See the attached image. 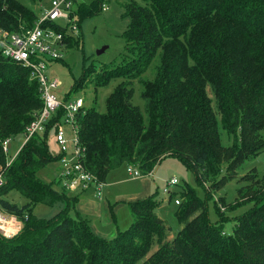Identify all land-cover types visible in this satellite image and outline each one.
Wrapping results in <instances>:
<instances>
[{"label":"trees","instance_id":"trees-1","mask_svg":"<svg viewBox=\"0 0 264 264\" xmlns=\"http://www.w3.org/2000/svg\"><path fill=\"white\" fill-rule=\"evenodd\" d=\"M116 1H122L121 15L128 18L119 57L124 60L97 68L86 66L83 58L80 76L61 99L66 102L87 86L96 92L115 82L103 113L95 108V95L75 114L81 161L104 182L122 165L146 175L161 159L175 157L192 173L203 196L189 186L182 190L183 202L174 212L181 228L171 237L170 227L157 216L156 192L127 204L133 222L125 231L113 239L97 235L76 211V195L37 176L60 159L49 152L47 140L63 109L5 167L2 142L22 135L42 100L29 72L0 55L5 179L0 210L21 224L10 238L0 233V264H264V174L253 168L239 178L242 186L230 211L251 206L236 216L223 214L204 188L217 190L232 181L264 149V0ZM103 5L99 0L79 5L78 21L103 11ZM36 19L18 0H0V28L18 32ZM80 42L79 32L65 41L67 49ZM135 82L144 114L132 103ZM220 130L231 138L229 145L221 143ZM10 191L26 203L10 202L5 198ZM208 201L216 221L209 218ZM38 204L58 210L40 218L33 213ZM228 221L234 224L231 234L223 231Z\"/></svg>","mask_w":264,"mask_h":264},{"label":"rangeland","instance_id":"rangeland-1","mask_svg":"<svg viewBox=\"0 0 264 264\" xmlns=\"http://www.w3.org/2000/svg\"><path fill=\"white\" fill-rule=\"evenodd\" d=\"M18 1L32 10L36 16L39 14L40 6L42 5V8H44L47 7L49 3V0H36L34 4H30L28 0ZM91 1L92 0H76V4L73 7V12L75 14L74 18L76 21L79 20L77 13L79 5H88ZM99 1L103 2V6L106 7L105 10L100 11L90 17H86L80 20V22L78 21V32L82 40L79 46H73L62 51V58L60 61H51L47 63L48 76L57 79L60 83V86L55 91V94L59 99H63V97L70 91L74 80L80 76L82 71L83 58L86 59V66L93 64L97 68L110 62L119 60L118 62L121 63L122 60H124L123 57H119L123 53L124 49V39L122 37V33L127 27L128 18L122 17L121 15L122 1ZM58 22L63 24L61 20H58ZM103 46H107V49L104 53L98 56L97 51L100 50ZM114 85L115 82H111L107 88L97 89L96 92L93 91V86H87L83 90L72 94L70 97L84 99L85 106H89L92 103V99L96 95L95 108L98 110V112L103 113L105 111V99L112 91ZM133 89L134 93L132 103L133 105L138 106L141 112L144 114V101L140 98L141 88L137 82L133 84ZM210 97L213 98L212 95ZM62 123H64L63 120ZM53 132V129L49 131L47 144L49 152L53 155H56L58 154L59 149L54 141ZM220 132L221 143L223 145H229L231 143V138L227 136L222 130H220ZM261 135L264 138V130L261 132ZM65 136L68 140L72 136L67 127L65 128ZM22 140V135H18L15 138L9 140L11 143V147L8 153L9 157L18 150V148L22 144ZM65 149L66 155H69L73 150L72 144L67 143ZM59 165L60 164L58 161L49 163L45 168L41 169L37 173L39 179L47 184L52 183L53 188L57 190H61L59 182L56 183L60 172ZM253 168L259 174H264V149L254 159L244 163L243 167L236 171L235 177L232 181H229L225 185L220 186L217 190L211 189L209 185L204 186V188L211 193V198L214 199L217 206H219L218 209L223 214L226 213V215L228 216L240 215L251 206V204H246L234 209L233 211H230L233 207H235L234 199L237 196L238 188L242 186V183L238 181L239 178L245 174H248ZM135 169L128 168V166L126 165H122L110 171L104 181L106 182V184H110L109 186H107L109 187V190H115L116 194L127 196L128 194L133 192L134 186L138 184V180H140L141 177H143L144 179H149V181L151 182V193L156 192L154 199L159 203L158 207H160V209L158 211L156 209V211L159 213L160 218L164 219L161 220L166 221L167 226L170 227L169 235L171 237L172 234H175V232L179 230V224L173 214L183 202L181 197L182 190H185L184 188L186 186L195 188L197 189V192L199 196H201V198L203 196L202 190L197 187L192 173L188 171L175 157L169 156L161 159V161L158 162L151 173L138 177L139 179H136V177L132 173V171ZM171 178H175L178 183L176 185H168L167 182ZM111 183L115 184L113 185ZM163 188H167L169 191L175 193L176 195L170 198L162 192ZM5 198L19 206L26 203V200L21 197L16 191L8 192V194L5 195ZM168 199L169 203H167ZM173 199H178L179 205H173ZM57 210V207H48L42 204H38L33 208V213L40 218H49L54 215ZM207 211L210 220L216 221L217 215L214 212L212 201H208ZM115 217V225L118 228V232L125 231L133 222L127 206H125L123 209H120ZM233 225L234 224L232 221L224 223V233L231 234L234 227ZM6 228L11 230V224L6 225Z\"/></svg>","mask_w":264,"mask_h":264},{"label":"built area","instance_id":"built-area-1","mask_svg":"<svg viewBox=\"0 0 264 264\" xmlns=\"http://www.w3.org/2000/svg\"><path fill=\"white\" fill-rule=\"evenodd\" d=\"M75 4L76 0H49L47 7L42 8V5L40 6L37 19L31 28L18 32H10L0 28V55L29 72L30 79L38 85L42 100L41 109L35 113L33 120L22 133L23 140L18 150L12 156H8L11 147L8 139L2 142L1 147L7 156L5 167H8L26 142L34 134L42 133L50 118L59 109H63L62 120L64 123L61 120L53 129L54 141L59 149L58 154H60L58 160L60 172L57 181L60 187L69 193L92 190L95 197L101 198L105 184L85 169L81 161L83 149L79 147L77 129L74 123L75 114L84 106V100L71 98L64 102L57 98L55 91L60 83L47 74V63L61 60V52L67 49L66 39L75 38L78 35V25L73 12ZM105 9L106 7L103 6V10ZM58 20H61L63 24L59 23ZM66 127L72 134L69 140L65 136ZM67 143H71L73 149L69 155L65 153ZM128 168L135 169L130 166ZM132 173L136 178L144 176L137 169L133 170ZM4 182L3 166L0 165V186ZM177 183L175 178H171L167 182L168 185H176ZM162 192L167 196L172 193L167 188H163ZM174 204L178 205L179 200L175 199ZM8 224H11V230L6 228ZM20 227L21 224L14 216L0 210V233L4 237L14 236Z\"/></svg>","mask_w":264,"mask_h":264},{"label":"crops","instance_id":"crops-1","mask_svg":"<svg viewBox=\"0 0 264 264\" xmlns=\"http://www.w3.org/2000/svg\"><path fill=\"white\" fill-rule=\"evenodd\" d=\"M104 184L105 185L103 187L104 189L102 191L101 198L95 197L94 192L92 190L69 194L77 196L75 209L82 217H84L88 221L89 225L91 226V229L97 235L103 238L113 239L117 236L118 233V228L115 225V215H117L120 209H123L125 206H127L129 202L150 196L152 194L150 187L151 182L149 181V179H144L143 177H141L140 180H138V184L134 186L133 192L128 194L127 196L116 194L115 190L111 191L109 190V187H107L110 184H106L105 181ZM111 184L114 185L115 183ZM168 201L169 199L167 200V203H169ZM159 209L160 207L157 208V211ZM157 211V216L160 218V215ZM180 228L181 225L179 224V229Z\"/></svg>","mask_w":264,"mask_h":264},{"label":"water","instance_id":"water-1","mask_svg":"<svg viewBox=\"0 0 264 264\" xmlns=\"http://www.w3.org/2000/svg\"><path fill=\"white\" fill-rule=\"evenodd\" d=\"M107 49V46H103L100 50L97 51V55H101L102 53L105 52V50Z\"/></svg>","mask_w":264,"mask_h":264}]
</instances>
